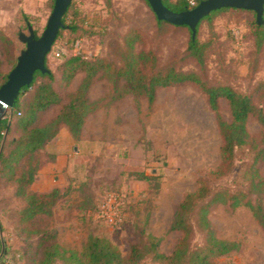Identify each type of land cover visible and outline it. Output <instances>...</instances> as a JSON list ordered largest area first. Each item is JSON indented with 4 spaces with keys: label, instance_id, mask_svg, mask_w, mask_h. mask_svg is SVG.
<instances>
[{
    "label": "rangeland",
    "instance_id": "rangeland-1",
    "mask_svg": "<svg viewBox=\"0 0 264 264\" xmlns=\"http://www.w3.org/2000/svg\"><path fill=\"white\" fill-rule=\"evenodd\" d=\"M73 1L77 13L70 11L66 23L76 28L62 30L55 39L46 58L50 69L55 70L61 59L55 50L61 46L70 49V40L75 36L79 37L76 48L86 55L116 58L110 41L136 25L144 31L146 43L155 50L160 63L196 70L212 83H230L264 106V43L255 50L250 28L252 12L224 10L211 23L199 24V38L210 39L205 63L199 66L186 48L189 28L157 25L146 0ZM52 6L53 0H0V33L12 40L17 55L25 47L20 33L27 34L30 24L40 35ZM0 69H10L1 47ZM80 76L76 75L72 88ZM106 88V82L98 78L90 95L101 96ZM220 112L229 117L224 98L220 99ZM52 113L53 109L46 115ZM95 121L97 129L92 127ZM247 126L252 135L262 130L255 116L248 118ZM85 133L82 141L74 140L79 149L74 152L71 147L69 153L79 155L61 173L57 187L63 195L54 205L52 223L66 245L80 249L88 234H104L126 255L132 243L142 245L155 235L159 237V248L170 253L180 235L169 228L174 206L196 187L199 178L208 177L214 184L231 188H244L247 183L244 169L252 155L248 146L236 150L228 174L212 178L210 169L219 159L220 135L213 110L194 84L162 87L151 104L144 97L127 95L91 117ZM95 137L96 144L92 141ZM136 170H145L149 178H138ZM260 172L264 177V159ZM109 191L120 194L124 217L119 225H110L97 214L98 205ZM10 201L16 203L0 192L1 210L3 203L9 205ZM4 211L2 216L8 209ZM209 217L219 236L238 243L237 249L215 257L219 264H264V231L246 205L233 208L218 204L210 209ZM202 239L201 232L195 231L192 243ZM55 264L70 263L58 260ZM136 264L161 263L147 256Z\"/></svg>",
    "mask_w": 264,
    "mask_h": 264
},
{
    "label": "trees",
    "instance_id": "trees-1",
    "mask_svg": "<svg viewBox=\"0 0 264 264\" xmlns=\"http://www.w3.org/2000/svg\"><path fill=\"white\" fill-rule=\"evenodd\" d=\"M162 1L169 8L179 11L193 7L200 0H193V4L191 0ZM224 10L252 12L251 34L255 50H260L264 43V10L263 21L258 23L252 9H214L197 23L194 36L185 24H173L156 15L155 18L159 26H187L190 30L186 47L188 54L199 66H203L210 39L199 38V24L204 21L211 23L213 17ZM70 11L73 15L77 13L73 0L63 15V26L58 36L66 28H76L75 24L66 23ZM78 38L73 37L70 49L66 48L59 55L61 59L55 70L48 67L45 59L49 70L34 72L30 84L21 88L12 107L0 120V184L11 190L16 202L8 208L7 216L12 234L21 242L17 251L22 264H55L58 260L70 264H136L147 256L161 264H219L215 257L237 249L238 243L216 233L209 212L218 204L233 208L246 205L264 231V177L260 172V162L264 159V106L255 103L249 93L230 83H212L196 70L183 69L173 63H160L139 26L130 25L119 38L110 41L116 58L86 55L75 49ZM0 47L2 57L11 69L17 54L12 40L2 33ZM9 70L0 69V85L6 80ZM78 73L81 76L72 88ZM98 78L106 82L107 88L103 95L93 98L90 89ZM185 83L194 84L203 92L215 114L221 143L218 162L210 169L212 178L228 174L233 167L236 150L248 146L252 155L244 169L246 186L231 188L214 184L208 177L199 178L196 187L187 191L174 206L169 228L179 231L180 235L170 253L159 248V237L155 235H150L142 245L132 243L126 255L104 234H88L80 249L62 243L52 217L54 205L63 193L57 187L47 192L30 189L35 174L44 162V155L52 157L46 153L45 145L63 126L74 140L81 139L85 136L83 127L91 117L104 106L127 95L144 97L151 104L160 88ZM221 98L228 104L229 117L220 112ZM51 109L53 113L47 116ZM250 116H255L262 125L258 135H252L248 129ZM134 173L138 178H149L145 170ZM195 231L201 232L203 238L196 244L192 243Z\"/></svg>",
    "mask_w": 264,
    "mask_h": 264
},
{
    "label": "water",
    "instance_id": "water-1",
    "mask_svg": "<svg viewBox=\"0 0 264 264\" xmlns=\"http://www.w3.org/2000/svg\"><path fill=\"white\" fill-rule=\"evenodd\" d=\"M147 1L157 18L173 24L187 25L192 36L195 35L197 23L212 10L221 7L252 9L255 11L256 21H263L264 0H200L193 7L179 11L169 8L162 0ZM70 2L71 0H53L52 9L40 35H35L30 24H27V34L20 33L19 37L25 42V47L20 50L15 65L0 85V120L12 107L21 88L30 84L34 72L49 70L45 59L63 26L62 18Z\"/></svg>",
    "mask_w": 264,
    "mask_h": 264
},
{
    "label": "crops",
    "instance_id": "crops-1",
    "mask_svg": "<svg viewBox=\"0 0 264 264\" xmlns=\"http://www.w3.org/2000/svg\"><path fill=\"white\" fill-rule=\"evenodd\" d=\"M97 122L98 121H95V124L92 125L95 129L99 127ZM86 130L87 125L83 127L84 135L86 134ZM83 138L84 137L79 141H82ZM92 141L97 143V137ZM76 142L77 141H74L66 127L63 126L59 129V132L45 145L44 149L46 153L51 154L52 157L49 158L47 155H44V162L39 167L30 184V189L32 191L47 192L54 187H59L61 173H64L67 165L71 166V161H74L75 157L79 155H75L76 153L74 155L69 153L71 147L74 149V152L77 151L76 149H79V145H77ZM71 155L74 157L70 158ZM0 192L1 195L13 198L11 190L2 184H0ZM13 204L14 202L11 203V201L9 205L3 203L2 207L4 209H0V257H7L12 264H22L18 258L17 251L21 242L12 234V225L9 221V217L7 215L2 216L1 214V211L4 213V210H7Z\"/></svg>",
    "mask_w": 264,
    "mask_h": 264
},
{
    "label": "built area",
    "instance_id": "built-area-1",
    "mask_svg": "<svg viewBox=\"0 0 264 264\" xmlns=\"http://www.w3.org/2000/svg\"><path fill=\"white\" fill-rule=\"evenodd\" d=\"M193 4L194 1L191 0ZM78 40L75 42V49H77ZM65 51L64 47H59L55 50L54 54L59 56ZM97 214L101 217L106 223L110 225H119L123 221V211L120 206V194L117 191H109L100 204L98 205ZM0 264H12L7 257H0Z\"/></svg>",
    "mask_w": 264,
    "mask_h": 264
}]
</instances>
